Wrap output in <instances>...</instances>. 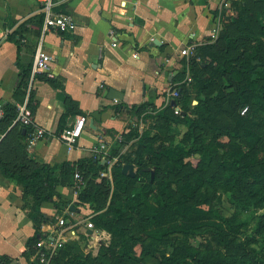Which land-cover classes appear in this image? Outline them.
Segmentation results:
<instances>
[{
	"label": "crops",
	"instance_id": "0c3cea01",
	"mask_svg": "<svg viewBox=\"0 0 264 264\" xmlns=\"http://www.w3.org/2000/svg\"><path fill=\"white\" fill-rule=\"evenodd\" d=\"M53 1L54 12L70 15L76 28L65 34L50 31L44 35L43 49L52 57L49 69L32 81L29 75L27 87L19 89L18 75L23 69L31 71L41 36L40 3L0 0V107L27 106L31 95L32 110L27 106L32 118L30 135L35 136L37 131H43V135L34 145L28 144L27 135L23 150L37 165L50 168L90 160L91 149L98 144L110 147L135 128L143 115L169 103L174 108L167 91L178 84H173L174 80L182 76L187 63L180 51L189 45L199 48L212 42L213 30L221 24L218 15L229 11L224 4L228 7L231 0ZM17 29L22 35L18 45L7 39ZM154 40L161 45H154ZM111 89L122 94L121 100L110 99ZM143 104L148 109L139 116L137 108ZM78 117L85 118L86 125L74 149L67 152L59 136ZM90 120L100 132L89 127ZM97 160L93 159V164ZM55 192L60 197L54 196L51 203L40 206L48 222L54 221L53 225L42 226L43 234L47 238L54 233L56 236L64 228L58 227L57 220L64 215L69 216L66 228L76 226L78 232L85 233L88 229L79 224L90 212L73 206L75 189L58 186ZM30 205L23 187L9 182L0 172V256L13 260V264L34 262L35 255L29 259L24 255L26 242L35 232L28 218ZM70 206L75 210L69 211ZM102 235L93 230L90 236Z\"/></svg>",
	"mask_w": 264,
	"mask_h": 264
},
{
	"label": "trees",
	"instance_id": "16d2710c",
	"mask_svg": "<svg viewBox=\"0 0 264 264\" xmlns=\"http://www.w3.org/2000/svg\"><path fill=\"white\" fill-rule=\"evenodd\" d=\"M236 1H240L241 5L239 4V10L233 9L234 12L228 21H226L227 16H223L225 13L220 14L221 23L223 21L225 25L221 28L219 39L212 44L200 46L196 49L195 54L186 58L187 63H185L181 71L182 76L174 80L173 84L176 82L178 84L171 88V91H176L177 93V96L173 98L174 108L169 103L163 109L155 112V118L162 122L164 126L171 123L174 125L185 124L189 128L186 134L188 139L196 137L195 129L198 127L193 120V114L197 115L198 118L203 117L202 119H207L214 123L215 110L211 106V98H215L207 93L211 85L213 86V81L207 78L208 71H212V74L214 73L216 84L226 79L225 86L229 89L238 84L241 89L252 91L255 103L264 111V82L258 83L257 86V83L250 81L249 78L250 72L253 70L250 61L255 56L253 54L249 55L244 62L238 64H234L229 57L232 51L238 48L237 38L233 37L230 28H233L239 37H245V31L247 30L250 32L256 30V20L247 14V11L251 9V6L248 7L247 2L250 4L259 2H255V0H234V6H236ZM261 2H264V0H261ZM42 22L43 16L40 14V27H42ZM259 32L264 39V28L260 27ZM21 37L20 31L17 29L7 39L18 45ZM212 50H220L223 58L225 56L223 63L212 65L216 59L215 54L210 53ZM199 52L200 54L198 55ZM198 57L199 61L197 60ZM208 58L211 61L209 60V63L203 65L204 62H201V60ZM187 74L191 77L189 83L185 79ZM29 75L30 68L21 70L17 79V87L19 89L27 87ZM51 83L54 82L51 81ZM190 88L195 89V94H191ZM242 94L243 92H238L239 97ZM192 95H194V100L197 101L193 108L190 107ZM200 97L203 98L201 99ZM31 104L32 98L30 95L27 106L32 110ZM176 107L179 109L181 120L174 115L173 111ZM137 109V114L140 116L146 112L148 105L143 104ZM17 112V108L11 104H6L3 107V117L0 120V172L9 182L21 185L25 197L31 200L28 218L31 220L35 232L33 237L26 242L24 254L27 259L35 255V260L31 264H40L38 259L40 249L36 245L47 238L41 230L42 226L53 225L54 222H48V219L40 212V206L43 203H51L54 196L60 197L55 192V188L58 186L75 189L76 201L73 206L76 209L86 203H90L91 208L94 206L93 209L98 211L99 215L97 217L90 214L85 219L90 221L89 223L92 224L93 230H103L110 235L111 246L108 250L114 254L110 264H133V262H136V258L132 253L133 247L137 245L139 239H132L127 236L126 227L124 226V214L126 213L136 216L140 229L148 236L159 239L166 232L165 230L156 232L155 229L167 227L177 218H184L190 212H195V214L200 216H217L219 209L216 205L219 203L209 204L206 211L195 208L189 203L196 191V186L191 182L190 177L193 180H198V177L194 172L187 169V164L184 160L191 157L200 146L188 148L182 142H168L162 144L159 148H155L154 139L157 137L156 134L149 131L139 134L138 130L133 127L130 128L127 134L121 135L119 140H114L112 145L108 147V156L105 159L107 161L113 158L117 159L110 169V178L108 176H100L101 173L108 172V164H102L103 160H97L93 164V159H97L95 156H92L90 160L82 159L75 164L65 163L58 168H50L47 165H37L23 150L22 142L27 135L31 134L32 126H23L16 122ZM79 113L85 115L82 112ZM133 139H137L138 148L135 152V159L127 157L126 153L121 152ZM202 150L203 156L209 155L206 149L202 148ZM144 156L148 158V161H151L152 165L164 177L172 175L179 183L173 191L168 185L169 182L165 180L157 182L155 186L159 188V194L154 196L153 206L146 203L148 196L152 193L151 186L155 182L154 177L151 178V172L146 171L147 166L143 161L145 160ZM243 158L240 155L224 156L217 162V165L226 172L225 180L234 198H237L240 194L238 182L240 181L239 174H241L246 179L243 184L246 186L251 184V195L257 197L260 205H264V172H254L251 162L243 161ZM161 162H163L162 171H160ZM125 164L137 167L133 178L121 173V168ZM75 173H78L82 178V185L78 190L75 188ZM138 183L141 185L136 187ZM117 193L121 194L123 198H119ZM202 203L204 202H199V204ZM63 219L66 221L69 216L64 215ZM129 239L133 240V243L130 244ZM142 247L144 251L149 252L151 255H157V248L152 246L151 243ZM158 257L165 264H190V261H194L195 264H208V260L199 258L198 251L193 248L177 247L171 257ZM57 258H53V264H100L96 259L93 260L88 256L83 257L79 254L72 255V260L66 262H60L56 260ZM0 264H13V260L1 256ZM211 264L216 263L213 261Z\"/></svg>",
	"mask_w": 264,
	"mask_h": 264
},
{
	"label": "rangeland",
	"instance_id": "374dc122",
	"mask_svg": "<svg viewBox=\"0 0 264 264\" xmlns=\"http://www.w3.org/2000/svg\"><path fill=\"white\" fill-rule=\"evenodd\" d=\"M231 0L228 7L229 11L223 16H227L228 21L233 9L239 10L240 1H236V6ZM257 4H250L251 9L247 14L256 20V30L250 32L245 31V37H239L233 28H230L233 37L237 38L238 48L234 49L229 56L234 64L244 62L249 55L255 58L250 61L253 70L250 72V81L257 83L264 82V39L260 36V27L264 28V2L255 0ZM250 4V5H249ZM225 22L219 26L218 33L209 44L219 39L221 28ZM198 48V46L196 47ZM212 50L210 53L215 54L213 66L224 62L220 50ZM196 50L191 53L195 54ZM200 52L198 53V55ZM188 56H184L188 58ZM199 61V57L197 58ZM210 58L201 62L209 63ZM215 63V64H214ZM208 71L207 78L213 81V86L207 91L211 97V106L214 111V123L207 119L198 118L193 114V120L197 124L195 129V138H189L186 135L189 128L182 123L164 126V124L155 118V113L143 115L141 121H137L135 128L138 133L149 131L157 135L154 139V147L159 148L162 144L184 143L188 148L200 146L191 157L184 160L187 169L195 173L198 180L191 182L196 186L193 194L191 206L206 211L209 204H217L219 211L217 216L207 215L200 216L195 212H190L184 218H177L169 226L155 229L156 232L165 230L166 234L162 238H151L143 232L135 215L124 214V226L126 227L127 236L132 239H139L137 245L133 247L132 255L136 258L133 264H165L158 256L164 258L171 257L175 248H193L198 251L199 258H206L208 264L213 261L216 264H264V205L258 202L257 197L251 195V184L244 185L246 179L239 174L240 181L239 196L234 198L230 191L227 181L225 180L226 172L220 169L217 162L224 156H243V161H250L254 172H264V111L255 103L254 93L241 89L238 84L232 86L231 89L225 86L226 79L219 84L215 83V75ZM186 81L189 83L191 77L186 75ZM191 89V88H190ZM238 92H243L239 97ZM191 94H195V89H191ZM201 99L203 97H200ZM196 100L194 95L191 96L190 107L193 108ZM242 103H244L242 105ZM178 108V107H177ZM176 117L181 120L179 111H173ZM183 114V113H181ZM182 116V115H181ZM191 116V115H189ZM202 148L206 149L208 156H203ZM125 153L127 157L135 159L137 148V139H133L127 144ZM143 160L146 164V171L151 172L154 177L155 184L151 186L152 193L148 196L146 203L153 206V199L159 194V188L156 183L165 180L169 182L171 190H175L179 185L177 179L172 175L164 177L163 174L152 165L151 161L144 156ZM163 170V162L160 163V171ZM137 167L134 166L136 173ZM101 176V175H100ZM106 177V176H101ZM110 178V174H108ZM196 177V179H197ZM238 179V180H239ZM141 184H137L139 187ZM76 188V186H75ZM80 189V187L78 188ZM76 188V190H78ZM76 192V191H75ZM119 198L123 196L117 193ZM204 202L199 204V202ZM215 207V206H214ZM85 209L98 216L90 203L78 207ZM89 214V215H90ZM86 215L85 217H88ZM85 217L79 227L86 228V224L90 221ZM58 221V220H57ZM54 224V223H53ZM76 226L62 229L63 243L50 251L45 264H53V258L66 262L72 260V255L79 254L88 256L93 260H97L100 264H110L114 254L108 250L111 246L110 235L103 231L101 237L87 236L80 230L77 231ZM66 229V230H64ZM96 231V230H95ZM65 237L67 240H65ZM130 244L133 240L129 239ZM151 243L157 248L155 256L144 251L143 245ZM35 260V259H34ZM189 260V259H188ZM41 264V263H40ZM190 264H195L190 261Z\"/></svg>",
	"mask_w": 264,
	"mask_h": 264
},
{
	"label": "built area",
	"instance_id": "2783aa9c",
	"mask_svg": "<svg viewBox=\"0 0 264 264\" xmlns=\"http://www.w3.org/2000/svg\"><path fill=\"white\" fill-rule=\"evenodd\" d=\"M40 3V14L43 16V22H42V29H41V36L39 38V41L37 43V46L35 48L34 56H33V63L30 71V77L31 81L33 78L41 74L49 69V64L52 61V57L48 54L47 51L43 49V41H44V35L50 31H54L56 33L65 34L70 31L75 30L76 23L74 19L67 14H57L54 12V1L53 0H39ZM224 7H227L226 4H224ZM217 21H221V15H218ZM218 33V27L213 30L212 37L215 38L216 34ZM112 46H116L115 43L112 44ZM196 49L195 45H189L182 49L180 51L181 56H188L193 55V53ZM189 56V57H190ZM177 96L176 91H167V98H174ZM117 100H115L116 102ZM17 117L16 122H19L23 126H32V118L30 116V113L27 109L26 103L20 105L17 107ZM3 117V108L0 107V120ZM86 125V119L83 117H78L75 122L67 127H65L61 133H60V139L64 146L66 147L67 152H70L74 149L75 145L77 144L79 138L82 135L83 129ZM43 135V131H37V134L35 136L30 135L28 138V144L34 145L35 139L40 138ZM120 138H118L119 140ZM91 154L95 157H97L99 160H103L104 163L108 164V172L101 174L102 176H108L110 174V169L114 163H116L117 159L113 158L110 161H107L105 158L108 156V147L105 145L98 144L96 147L91 149ZM75 180V186L78 189L82 185V178L78 173H75L74 175ZM58 227L62 228L64 227L65 221L64 219L58 220ZM86 228L93 230V226L91 223L86 224ZM62 229H59L51 238H46L44 241H40L37 243V248L40 249L39 252V262L41 264H45L47 260V256L49 255L50 251H52L57 246H61V243H63L64 237H62ZM43 250V251H42ZM0 262H1V256H0Z\"/></svg>",
	"mask_w": 264,
	"mask_h": 264
},
{
	"label": "water",
	"instance_id": "95a60500",
	"mask_svg": "<svg viewBox=\"0 0 264 264\" xmlns=\"http://www.w3.org/2000/svg\"><path fill=\"white\" fill-rule=\"evenodd\" d=\"M153 44H154V45H157V46H160V45H161L160 42H158L157 40H154ZM109 94H110V96H109L110 99H113V100L115 99V100L118 101V100H121V98H122V94H121L120 92H117V91L113 90V89H111V90L109 91ZM195 104H196V102H195ZM172 105H174V102L172 103ZM89 127H90L91 129L97 131V132H100L99 129H97V128H95V127L93 126V120H90ZM121 173H122L123 175H126V176H128V177L133 178V177L135 176L134 166L131 165V164H125V165H123L122 168H121ZM151 178H153V174L151 175ZM74 210H75V208H74L73 206H70V207H69V211L72 212V211H74ZM92 233H93V230H90V229L86 230V232H85V234H86L87 236H90Z\"/></svg>",
	"mask_w": 264,
	"mask_h": 264
}]
</instances>
